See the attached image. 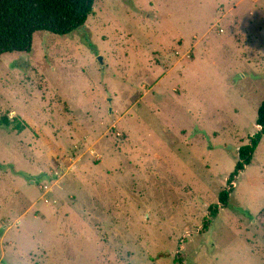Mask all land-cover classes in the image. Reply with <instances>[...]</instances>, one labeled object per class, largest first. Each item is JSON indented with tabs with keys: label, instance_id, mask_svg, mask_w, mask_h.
Wrapping results in <instances>:
<instances>
[{
	"label": "rangeland",
	"instance_id": "obj_1",
	"mask_svg": "<svg viewBox=\"0 0 264 264\" xmlns=\"http://www.w3.org/2000/svg\"><path fill=\"white\" fill-rule=\"evenodd\" d=\"M263 99L264 0H95L35 32L0 55V264H264V135L209 217Z\"/></svg>",
	"mask_w": 264,
	"mask_h": 264
},
{
	"label": "trees",
	"instance_id": "obj_2",
	"mask_svg": "<svg viewBox=\"0 0 264 264\" xmlns=\"http://www.w3.org/2000/svg\"><path fill=\"white\" fill-rule=\"evenodd\" d=\"M94 2L95 0H0V55L12 51H30L35 32L48 31L63 36L72 33L83 26L93 13ZM4 121L10 125L8 120ZM256 125L258 131L249 137L248 143L238 148L235 169L227 180L229 187L219 193V203L210 206L209 217H215L220 207L227 206L234 177L253 160L255 150L264 135V99L257 110ZM17 128L23 127L17 124ZM253 217L264 228V208ZM210 221L211 219L207 220L204 227Z\"/></svg>",
	"mask_w": 264,
	"mask_h": 264
},
{
	"label": "water",
	"instance_id": "obj_3",
	"mask_svg": "<svg viewBox=\"0 0 264 264\" xmlns=\"http://www.w3.org/2000/svg\"><path fill=\"white\" fill-rule=\"evenodd\" d=\"M101 58V57H100Z\"/></svg>",
	"mask_w": 264,
	"mask_h": 264
}]
</instances>
